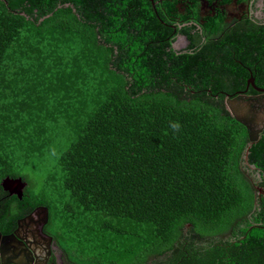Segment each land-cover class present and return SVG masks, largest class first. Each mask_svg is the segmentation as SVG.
Masks as SVG:
<instances>
[{
	"label": "trees",
	"instance_id": "trees-1",
	"mask_svg": "<svg viewBox=\"0 0 264 264\" xmlns=\"http://www.w3.org/2000/svg\"><path fill=\"white\" fill-rule=\"evenodd\" d=\"M177 2L0 0V184L26 183L16 218L47 208L69 264H264V196L224 104L264 88V24L218 18L199 44ZM247 159L264 187V131Z\"/></svg>",
	"mask_w": 264,
	"mask_h": 264
},
{
	"label": "flooded vegetation",
	"instance_id": "flooded-vegetation-1",
	"mask_svg": "<svg viewBox=\"0 0 264 264\" xmlns=\"http://www.w3.org/2000/svg\"><path fill=\"white\" fill-rule=\"evenodd\" d=\"M178 1L175 5L178 17L174 18L173 21L176 24L180 23L179 25L182 28H188L191 34L197 35L200 38L199 44L205 41L203 34L207 30L210 21L218 18H221L224 25L233 31L242 27L246 21L264 24V0ZM191 8H194L195 11H191ZM171 47L177 54L192 51L190 42L182 35L176 36ZM254 87L264 90V88L257 87L255 83ZM254 87L248 85L247 81L245 89L239 91L234 97L238 95L247 96L248 101L255 102V105L251 103V107L255 106L258 111L264 112V92H257ZM250 167L253 166L250 165ZM250 167L246 169L256 191V198L259 199L264 196V187L260 185L261 180L258 171ZM14 198H17L20 204L13 202ZM21 198L12 196L3 189L2 191L0 190V264H69L65 261L51 236L44 231L43 233L51 238L50 254L47 257L43 256L38 249H35V251L30 249L29 246H32V241L29 237H24V239L20 240L14 235L18 221L28 215L23 214L16 218V214L18 213L19 215V211L25 209ZM10 236H13V241L9 239Z\"/></svg>",
	"mask_w": 264,
	"mask_h": 264
},
{
	"label": "water",
	"instance_id": "water-1",
	"mask_svg": "<svg viewBox=\"0 0 264 264\" xmlns=\"http://www.w3.org/2000/svg\"><path fill=\"white\" fill-rule=\"evenodd\" d=\"M248 85L254 87L253 78H249ZM254 89L257 92H264V90L256 89L255 87ZM251 103L255 105V102L248 101V97L243 95H238L234 98L227 97L224 102L230 116L246 129L248 143L244 151L243 161L248 167H250L247 159L248 150L259 140L260 134L264 131V112L258 111L255 106L251 107ZM250 168L254 169L253 167ZM0 186L4 191L9 192L10 195L21 198L26 183L21 178H5ZM47 220V208L43 206L36 207L27 216L18 221L17 229L14 233L20 240L24 239V237H29L32 241V246H29L30 249L32 251L38 249L45 257L50 254L49 248L51 244V238L43 233ZM9 239L11 241L14 240L13 236H10Z\"/></svg>",
	"mask_w": 264,
	"mask_h": 264
},
{
	"label": "rangeland",
	"instance_id": "rangeland-1",
	"mask_svg": "<svg viewBox=\"0 0 264 264\" xmlns=\"http://www.w3.org/2000/svg\"><path fill=\"white\" fill-rule=\"evenodd\" d=\"M258 15H260V14H258Z\"/></svg>",
	"mask_w": 264,
	"mask_h": 264
}]
</instances>
